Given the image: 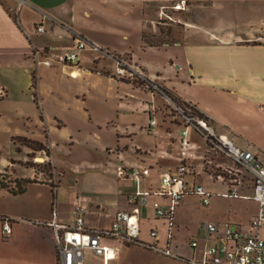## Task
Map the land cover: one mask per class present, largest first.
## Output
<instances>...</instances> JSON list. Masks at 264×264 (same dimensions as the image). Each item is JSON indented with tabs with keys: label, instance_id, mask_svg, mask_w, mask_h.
Instances as JSON below:
<instances>
[{
	"label": "crops",
	"instance_id": "0c3cea01",
	"mask_svg": "<svg viewBox=\"0 0 264 264\" xmlns=\"http://www.w3.org/2000/svg\"><path fill=\"white\" fill-rule=\"evenodd\" d=\"M178 1L181 0H0V173L11 169L16 178H39L41 172L35 166L20 162L30 156L31 148L21 145L19 149L16 138L43 141L50 155L40 151L42 160L51 157L49 141L67 126L65 112L80 110L81 118L90 121L92 128L97 124V130L114 124L115 112L111 110L109 120H95L96 97L87 88L92 78H106L110 89L116 90L117 118L121 114L135 116L139 111L145 116L139 122L132 119L124 130H120L119 122L114 124L116 142L112 147L103 145L120 158L131 143L134 160L117 167L146 165L150 173L137 180L116 172L119 188L107 204L105 216V208L100 210V205L92 209L82 204L86 226L105 232L103 243L118 248L116 257L110 259L85 248L87 264H192L193 258H202L216 235L207 237L202 220L200 230L182 240L177 208L184 198L177 205L173 227L169 217L157 214L155 204L168 208L170 197L152 193L146 203L129 201L138 190L160 187L162 173L174 171L182 163L195 169L187 179L203 185L211 196L227 197L224 194L234 186L242 195H250L253 189L252 176L244 182L231 177V169L230 179L208 170L205 155L215 149L194 127L184 134L181 118L174 121L172 117L150 127L148 106L153 103L157 107L156 92L140 80L134 83L119 77L117 63L100 56L111 53L128 57L150 79L179 100L192 104L218 134L227 135L238 146L251 148L264 161V0H185L184 8L176 9ZM41 25L44 31L38 30ZM149 32L156 41L149 40ZM77 37L99 44L108 53L89 47L79 52L78 62L63 60ZM105 62L111 70L97 66ZM125 84H132L134 89L128 90ZM79 127L81 124L77 125L78 132ZM97 130L94 132L100 136ZM141 133L148 141L135 139ZM195 133L203 143L192 142ZM185 136L195 148L183 143ZM73 137L70 135L71 143ZM52 163L61 176L62 169ZM50 182L45 179L31 183L20 194L0 187V216L11 218L13 228L4 236L0 223V264H59L53 221L72 226L79 196L66 204L61 184L53 196ZM256 204L252 217L259 209ZM135 206L139 207L141 227L137 240L107 235L114 214ZM218 219L209 221L216 222L222 232L229 222ZM152 230H157V235H152ZM193 239L198 241L196 247L191 244ZM164 249H170L172 254H166Z\"/></svg>",
	"mask_w": 264,
	"mask_h": 264
},
{
	"label": "built area",
	"instance_id": "2783aa9c",
	"mask_svg": "<svg viewBox=\"0 0 264 264\" xmlns=\"http://www.w3.org/2000/svg\"><path fill=\"white\" fill-rule=\"evenodd\" d=\"M185 0L178 1L174 7L183 9ZM38 30L44 31L43 25ZM107 52L97 43H88L83 37H77L72 47L65 53L63 60L78 62L79 52L86 48ZM117 63L116 74L132 80H141L147 87L161 93L176 111L177 116L182 118L185 127L183 133L187 134L190 127H194L211 144L212 148L220 153L226 154L234 161L239 163L252 176L253 189L250 195H242L238 186H234L229 192L225 193L227 197H244L255 200L259 204L257 213L252 217L251 223L258 232L250 231L246 233L237 223H227L222 232L216 222L203 220L201 227L205 230L207 237L216 235L213 242H210L203 251L201 259H192V264H264V238L261 231L264 227V161L260 156L249 147L236 145L227 135L218 134L211 123L200 114L194 115L196 109L190 103L181 101L168 94L166 89L159 82L150 79L146 72L140 67L134 65L129 58L118 56L115 58ZM51 64L50 60L44 61ZM180 101V100H179ZM150 108V107H149ZM152 108V109H151ZM151 111L156 107L152 105ZM196 112V111H195ZM157 124L156 118L150 117V127ZM183 143L195 148L186 136ZM117 174L121 177H130L141 179L150 173V168L146 165H119ZM195 173L194 167L182 163L174 170H167L161 175V185L156 189L146 191H136L129 197L130 202L146 203L149 194H162L171 198L168 208L159 202H156L157 214L166 216L170 219L173 227V216L178 203L189 193H196L202 196L204 204L210 203L211 193L206 191L203 185L194 183L187 179L188 174ZM237 180V179H236ZM139 207L135 206L132 210H118L112 219L111 227L106 232L107 235L116 238L134 242L140 235ZM85 207L77 204L74 209L75 223L72 226L61 225L56 220L53 221L55 228V242L58 251L59 264H87L85 260V248L93 249L97 254L103 255L106 259L116 257L118 248L116 246L103 243V231L91 230L86 226ZM1 230L4 236L12 233L11 218L0 216ZM157 230H152V235H157ZM193 247L198 244L197 239L191 241ZM166 254H172L170 249H164Z\"/></svg>",
	"mask_w": 264,
	"mask_h": 264
},
{
	"label": "rangeland",
	"instance_id": "374dc122",
	"mask_svg": "<svg viewBox=\"0 0 264 264\" xmlns=\"http://www.w3.org/2000/svg\"><path fill=\"white\" fill-rule=\"evenodd\" d=\"M165 31L170 32V29H166ZM147 36L149 40H157L156 37H152L151 32H149ZM99 54L102 55L101 53ZM101 57L109 59L110 61H115V58L118 56L109 53L108 57L107 55H102L100 58ZM94 65L95 63H92L91 67ZM97 66H99V68L105 67L106 69H110L107 62H105L104 66L101 64H97ZM87 83V88L91 89V96L96 97L94 101L95 120H97V118L107 120L110 117L108 112L111 110V112H115V117L113 118L114 124H118L119 122L120 130H124L134 121L132 119H136L135 122H139L145 118L144 114L140 111L136 112L135 116H124L121 114L119 118H117L119 113L117 112V107L114 106V93L116 90L110 89L108 80L106 78L96 77L92 78ZM125 88H128V90L134 89L132 84H125ZM120 91L124 92L123 88H121ZM167 92L170 93L168 90ZM138 93L141 92L138 91ZM156 94V100L154 101H156L157 107L152 103L156 108L151 111L152 105L148 106L150 117L154 116L157 120V124L158 122L162 124V121L172 119V117H174V121H178V118L181 117L177 116L176 111L166 100L165 96L157 92ZM99 98L101 100H99ZM177 101L182 104L181 100ZM110 106H113V109ZM149 107L151 109H149ZM74 108L76 109L75 106ZM193 113L194 115H199V112H195L194 110ZM64 114L68 119L67 126L60 132H55L49 141V145L53 150L52 156H47L45 160H39L38 157H42L39 152H43V155L44 152L46 154L47 152L45 150H35L31 148L29 152L30 156L26 160L20 162L26 165L34 164L37 170L41 172L38 175L39 179L50 180L54 183L60 182L61 197L64 203L68 204L70 200L75 197L77 199V196H79V199H77L78 204L85 203L92 209H98L97 206L100 205V210L105 208L103 209L105 210L103 216H105L108 209L107 204L116 197L119 188L116 175L117 165L133 161L135 158L134 150L131 148V143L128 142L129 146L124 151L125 156L118 158L114 153L106 151V147H103L104 143L112 147L116 142L117 132L114 128V124L111 123L109 128L103 127L101 130H97V124L95 125L96 127L93 126L95 128H92L90 121L86 118H81L80 110L79 112L70 111ZM78 124H81L82 127H79L81 129L80 132L77 131ZM94 129L99 131L101 135L98 136L94 132ZM70 135L74 136V143H71ZM135 139L138 142L148 141V137L142 133ZM191 139L192 142H197L198 144L204 142L203 138L197 133L193 134ZM16 142L19 145V149L21 145H26L19 139ZM229 158L210 149L205 155V166L216 175L219 173L225 174L227 179L237 177L244 182L249 181L251 178L250 173L239 163ZM211 160H213V162H210ZM52 161L59 169H62L61 176L60 172L54 169ZM229 169L233 170L231 177L229 176ZM2 173L8 175V177L3 176V179L6 181L7 179L16 178L15 172L11 169ZM60 178H62V181H60ZM183 201V204L177 208V213L182 224L180 229V237L182 240L189 239L191 235L195 233L194 231L196 229L200 230V222L205 219L217 221V218H219L218 220H220V222L227 221L239 224L246 233L250 231L258 232V229L254 228L251 223L252 215L256 212L258 206L256 202L251 199L223 197L214 194L211 196L210 204L205 205L201 202V196L193 193L187 194ZM261 234L264 238V227L262 228Z\"/></svg>",
	"mask_w": 264,
	"mask_h": 264
},
{
	"label": "trees",
	"instance_id": "16d2710c",
	"mask_svg": "<svg viewBox=\"0 0 264 264\" xmlns=\"http://www.w3.org/2000/svg\"><path fill=\"white\" fill-rule=\"evenodd\" d=\"M102 72H105V71H102ZM105 73H107V72H105ZM133 82L136 83L137 81L134 80ZM34 83H35V81H34ZM168 94L172 97H175L171 92ZM175 98H177V97H175ZM195 111L198 112L197 110H195ZM42 118H43V116H42ZM18 139L21 140L22 142H24L27 146H29L32 149L45 150L47 152V154L50 155V148L47 147V145L43 141L28 138V137H17L16 141ZM32 165L35 166L34 164H32ZM36 169H37V167H36ZM3 176L8 177V175H5L4 173H0V187L8 189L13 194L23 193L26 191L29 184L34 183V182H41V180L37 177H33V178L23 177V178L7 179V181H6L5 179H3ZM59 183L60 182H58V183H54L52 181L50 182V185H51L52 191H53V196L56 195V191H57V188L59 186Z\"/></svg>",
	"mask_w": 264,
	"mask_h": 264
},
{
	"label": "bare ground",
	"instance_id": "6f19581e",
	"mask_svg": "<svg viewBox=\"0 0 264 264\" xmlns=\"http://www.w3.org/2000/svg\"><path fill=\"white\" fill-rule=\"evenodd\" d=\"M77 71L74 72V75H77ZM39 160H42V157H38Z\"/></svg>",
	"mask_w": 264,
	"mask_h": 264
}]
</instances>
